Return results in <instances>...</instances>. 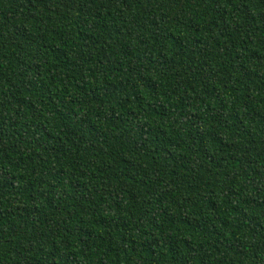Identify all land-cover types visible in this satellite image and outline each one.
Wrapping results in <instances>:
<instances>
[{
  "label": "trees",
  "instance_id": "obj_1",
  "mask_svg": "<svg viewBox=\"0 0 264 264\" xmlns=\"http://www.w3.org/2000/svg\"><path fill=\"white\" fill-rule=\"evenodd\" d=\"M0 264H264V0H0Z\"/></svg>",
  "mask_w": 264,
  "mask_h": 264
}]
</instances>
